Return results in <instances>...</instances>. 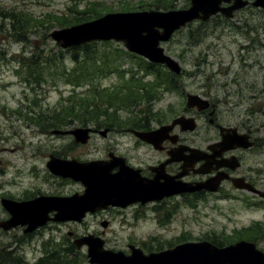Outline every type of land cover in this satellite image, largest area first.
<instances>
[{"label": "rangeland", "instance_id": "1", "mask_svg": "<svg viewBox=\"0 0 264 264\" xmlns=\"http://www.w3.org/2000/svg\"><path fill=\"white\" fill-rule=\"evenodd\" d=\"M158 1L0 0V222L10 218L1 204L3 196L22 201L38 195L72 196L84 192L82 183L56 177L49 171L50 155L85 162L107 157L115 141L126 149L134 146L127 134L112 133L105 138L95 133L85 145L77 144L72 135L54 134L56 130L86 127L70 120L68 126L59 128L52 117L68 105L77 104L78 98L90 93L92 87L87 84L74 90L73 85L67 84L69 74L63 71L72 72L76 65L73 53L52 39L54 30L61 28L52 27L54 21L50 16L72 15L70 9L72 13L82 12L90 3L113 12H122L125 7L148 11L156 9ZM160 1L166 5L174 3L176 9L190 6V0ZM98 43L100 50H125L123 43ZM162 46L181 64L183 73L177 77L180 87L168 92L166 82L173 81V77L166 71L146 74L145 91L138 105L123 108L118 114L113 109L108 112L118 125L116 130L134 127L143 120L151 129L158 128L172 116V111L181 113L188 93L215 97L225 117L245 130H255L258 138L264 139V10L248 6L232 18L220 14L206 22H193ZM34 55L33 62L44 69L42 75H36V81L40 82L34 80L35 68L26 67L25 63ZM131 58V54L126 55L122 68L132 64ZM119 82L116 74L102 79L103 86ZM107 117L102 115L103 119ZM37 119L42 123L37 124ZM126 123L129 125L123 127ZM183 137L187 139L188 134ZM259 223L264 224V209H249L237 201L215 198L197 201L181 196L163 204H150L143 210L133 206L122 211H100L88 215L81 223H50L36 233L26 234L24 228L11 231L0 228V259L4 263L9 259L11 264H37L43 257L49 264H55L57 257L58 264H89L87 248L77 249L74 244L76 238L89 234L104 239L107 249L128 254L131 245L150 252L208 238L226 239L223 241L226 243L241 235L246 237V229L251 235L248 239L257 240L264 251V238H256Z\"/></svg>", "mask_w": 264, "mask_h": 264}, {"label": "water", "instance_id": "2", "mask_svg": "<svg viewBox=\"0 0 264 264\" xmlns=\"http://www.w3.org/2000/svg\"><path fill=\"white\" fill-rule=\"evenodd\" d=\"M249 5L264 10V0H255L253 3L247 0H191L190 8L182 10L110 13L87 23L54 31L52 38L64 49L94 41L124 42L128 51L140 55L152 63L165 65L176 74H181L180 63L174 57L166 54L161 44L170 41L176 31L195 20L206 22L218 14L232 18L236 11ZM201 102L204 100L199 96L188 95L190 107L197 106ZM178 124L185 131L194 130L189 120L180 118L170 128L166 127L152 133L136 132V135L159 147L164 139L162 135L158 136V134L170 130ZM91 132V128H78L70 132L56 131L55 133L72 134L76 137L77 143L87 144ZM102 134L106 136L107 131ZM243 137L249 138L248 136H238L234 140L225 138L223 144L226 145V148L242 146ZM174 140L176 141L177 137ZM244 146L248 148L252 144ZM183 153L184 150L178 151L176 159L184 161L182 168L186 169L190 166V162L184 159ZM120 166L122 171L113 175L112 168L114 166L107 161L82 163L52 156L48 163L52 174L82 182L86 187L85 193L71 197H39L24 203L4 200L3 204L10 211L12 218L7 222H2L1 227L10 230L18 225H28V229L25 231L28 233L44 226L50 220L54 222H82L88 213H96L110 206L126 208L138 201L145 204L148 201L161 200L165 196L210 189L209 185L212 184L210 181L207 184L203 183L200 187L193 188L183 183L176 184V186L167 183L160 187V184L140 182L131 175L130 168L122 164ZM183 175L184 173L181 174V176ZM53 212L56 214L51 218L50 213ZM103 226L107 227L108 224L104 223ZM75 244L78 248H82L84 245L89 247L88 256L91 264H264V252L260 251L256 244L246 241H240L223 248L207 241L191 242L149 255L144 254L141 249L135 246L130 247L131 255L105 250V242L93 235L76 239Z\"/></svg>", "mask_w": 264, "mask_h": 264}, {"label": "flooded vegetation", "instance_id": "3", "mask_svg": "<svg viewBox=\"0 0 264 264\" xmlns=\"http://www.w3.org/2000/svg\"><path fill=\"white\" fill-rule=\"evenodd\" d=\"M172 77L173 81L166 82L168 92H175L176 88L180 87V80ZM170 87L174 88L170 90ZM187 95L188 93L185 96L186 106L183 105L181 113L172 111V116H169L158 128L171 126L177 118L186 117L194 130L185 132L177 125L163 135L164 140L160 148H156L136 137L135 131L151 132L158 128L151 129L148 123L142 124V130L129 127L116 130L117 127L113 126L108 134H127L134 146L126 149L127 147H122L118 141H115V145L109 147L107 157H110L112 162H115V158H123L126 165L137 170L135 171L137 176L147 183H163L167 179L174 183L182 181L190 184L191 187H198L211 181V188H215V192L203 189L190 196L201 200L215 198L218 201H237L242 202L249 209L263 210L264 139L258 138L255 130L251 128L245 130L240 124L233 123L225 117L221 112L220 102L215 97L201 95L206 102L190 108L187 106ZM168 120L170 121L167 122ZM95 132L100 133V130ZM184 134H188L187 139L183 137ZM241 134L249 135L250 140L255 143L254 146L251 148L234 146L235 148L227 150L223 144L224 137L234 140ZM177 135L179 139L174 142ZM248 142L250 141L246 139L243 144ZM181 145L187 147L185 156L193 163L185 170H182L183 163L174 159ZM112 171L118 174L120 168L113 167ZM183 171L185 176L181 177ZM179 197L181 195L166 198L161 203ZM4 198L6 197L1 198L2 205ZM134 206L140 208L141 205ZM257 230L256 238L258 240L264 238V224H258Z\"/></svg>", "mask_w": 264, "mask_h": 264}, {"label": "trees", "instance_id": "4", "mask_svg": "<svg viewBox=\"0 0 264 264\" xmlns=\"http://www.w3.org/2000/svg\"><path fill=\"white\" fill-rule=\"evenodd\" d=\"M156 6L157 10L176 9L173 7L174 3L171 5H166L162 4L160 0ZM131 10L134 9L125 7L122 9V12H130ZM110 12L113 11L104 6L102 7L98 4L90 3L86 5L84 11L82 12L72 13V9H70V13L72 15L64 14L63 16H50V19L51 21H54L51 22L53 25L52 27L66 28L83 22L91 21L101 17L105 13ZM98 44V42H94L81 47L69 49L73 53L72 60L76 67L72 72H68L66 69L63 71V74H69V77L66 78L67 84L73 85L74 90L82 86H86L87 84H90L92 89L86 96L79 97L78 102H76L77 104L74 102V104L63 108L61 112H55V116L52 117V120L59 128L68 126V124L71 123L70 120H75L77 122L79 121L81 124H83V126L86 127L88 124H99V126L112 127L115 125V120L113 115L111 116L110 113H108L111 109L114 110L115 114H118V112L123 108L130 109L132 106L136 107L138 105L137 102L142 98L143 91H145V82L144 76L140 77L139 73L143 69L140 72H130L131 77L129 79H125L127 71L120 72L119 70L125 64L123 60L125 59L126 55L130 54L125 52V50H120L117 48L114 50L113 48H105L104 50H100L97 47ZM81 53H83V55H81ZM35 57L36 55L28 58L25 63H27L26 67L32 66L35 68L33 75L35 74L34 80L36 81V75H42V73H44V69L43 67L38 66L39 64L33 62ZM131 57V65H137L138 68H145V70H143L145 75L158 74L160 70L165 72L161 66L148 63L138 56L131 55ZM41 64L42 63H40V65ZM116 71L120 73L117 74L121 78V83L112 87H103L102 79L108 77ZM94 81H96L97 85L93 86ZM102 115H107L108 117L103 119ZM115 118L118 119V117ZM36 123L41 124L42 120L37 119ZM134 128H141L140 124L134 125ZM244 233L246 235L244 238L251 236L248 229H246ZM239 238H242V235L239 236ZM212 241L219 246L224 245L222 243L223 241L215 239ZM226 243L233 242H228L227 240ZM65 258H68V256ZM8 260L9 259L5 260L6 264H9ZM54 260L55 264H58L59 258L55 257ZM64 264L74 263L66 262Z\"/></svg>", "mask_w": 264, "mask_h": 264}]
</instances>
